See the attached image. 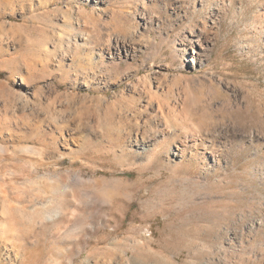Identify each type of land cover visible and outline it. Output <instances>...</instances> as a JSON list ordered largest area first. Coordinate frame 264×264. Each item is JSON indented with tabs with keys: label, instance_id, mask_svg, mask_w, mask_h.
<instances>
[{
	"label": "clouds",
	"instance_id": "1",
	"mask_svg": "<svg viewBox=\"0 0 264 264\" xmlns=\"http://www.w3.org/2000/svg\"><path fill=\"white\" fill-rule=\"evenodd\" d=\"M0 264H264V0H0Z\"/></svg>",
	"mask_w": 264,
	"mask_h": 264
},
{
	"label": "rangeland",
	"instance_id": "2",
	"mask_svg": "<svg viewBox=\"0 0 264 264\" xmlns=\"http://www.w3.org/2000/svg\"><path fill=\"white\" fill-rule=\"evenodd\" d=\"M198 48L196 47V45L193 43L192 46L190 47V50L188 51V58L192 59L193 57H196Z\"/></svg>",
	"mask_w": 264,
	"mask_h": 264
},
{
	"label": "bare ground",
	"instance_id": "3",
	"mask_svg": "<svg viewBox=\"0 0 264 264\" xmlns=\"http://www.w3.org/2000/svg\"><path fill=\"white\" fill-rule=\"evenodd\" d=\"M191 60H195V58L193 57Z\"/></svg>",
	"mask_w": 264,
	"mask_h": 264
}]
</instances>
